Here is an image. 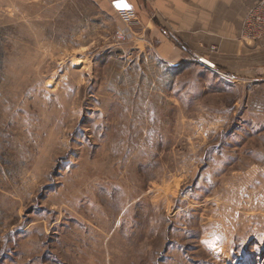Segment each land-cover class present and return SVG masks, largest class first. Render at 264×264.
<instances>
[{"label":"rangeland","instance_id":"rangeland-1","mask_svg":"<svg viewBox=\"0 0 264 264\" xmlns=\"http://www.w3.org/2000/svg\"><path fill=\"white\" fill-rule=\"evenodd\" d=\"M117 9L0 0V264H264V39Z\"/></svg>","mask_w":264,"mask_h":264},{"label":"crops","instance_id":"crops-1","mask_svg":"<svg viewBox=\"0 0 264 264\" xmlns=\"http://www.w3.org/2000/svg\"><path fill=\"white\" fill-rule=\"evenodd\" d=\"M115 6L118 0H109ZM140 11L157 15V20L170 23L175 37H189L193 44L196 36L204 33L205 43L237 44L248 13L258 0H123ZM160 23V22H159ZM169 32V31H168ZM168 39V38H167ZM162 52L169 57L180 56L182 51L169 40L160 41ZM185 44V43H184ZM188 47V44H186ZM261 48H263L261 46Z\"/></svg>","mask_w":264,"mask_h":264},{"label":"built area","instance_id":"built-area-1","mask_svg":"<svg viewBox=\"0 0 264 264\" xmlns=\"http://www.w3.org/2000/svg\"><path fill=\"white\" fill-rule=\"evenodd\" d=\"M126 9H117V15L124 25H130L137 18L134 6L127 4ZM242 35L244 39L258 41L264 39V0H258L257 5L248 13L243 25ZM118 37L125 39L124 32H119Z\"/></svg>","mask_w":264,"mask_h":264},{"label":"snow or ice","instance_id":"snow-or-ice-1","mask_svg":"<svg viewBox=\"0 0 264 264\" xmlns=\"http://www.w3.org/2000/svg\"><path fill=\"white\" fill-rule=\"evenodd\" d=\"M116 6L121 9H126L128 7V5L123 2V0H118Z\"/></svg>","mask_w":264,"mask_h":264},{"label":"bare ground","instance_id":"bare-ground-1","mask_svg":"<svg viewBox=\"0 0 264 264\" xmlns=\"http://www.w3.org/2000/svg\"><path fill=\"white\" fill-rule=\"evenodd\" d=\"M209 65H211L208 61H206ZM208 64H206V65H208ZM213 66V65H212ZM211 68V67H210Z\"/></svg>","mask_w":264,"mask_h":264}]
</instances>
